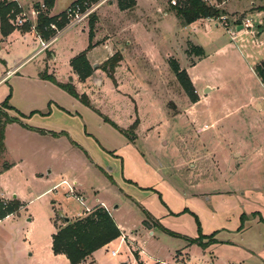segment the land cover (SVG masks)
<instances>
[{
	"label": "rangeland",
	"instance_id": "rangeland-1",
	"mask_svg": "<svg viewBox=\"0 0 264 264\" xmlns=\"http://www.w3.org/2000/svg\"><path fill=\"white\" fill-rule=\"evenodd\" d=\"M68 1L57 0L55 12ZM204 1L220 16L187 26L175 8L182 0L177 6L172 0H140L139 12H122L113 0L93 15L96 32L114 46L113 53L97 46L89 55L100 58L89 61L91 77L81 81L76 75L70 82L92 109L128 131L127 137L63 90L29 87L18 78L0 84V107L8 101L22 112L34 102L37 110L51 113H24L21 119L65 132L60 138L41 136L18 123L8 131L0 172L6 164L15 166L0 173V196L7 195L0 203H13L16 194L23 210L0 223V264H70L52 249L55 230L64 226L60 213L73 219L101 204L145 250L149 264H186L181 250L190 264H264V153L258 151L264 143V85L255 73L264 60V19L255 10L264 7L257 0ZM244 18L252 19L253 28L233 37L230 31H238ZM90 20L58 38L56 60L44 71L61 82L68 79L71 60L90 45L81 29L89 28ZM3 45L0 78L27 54L40 53L41 41L30 36L21 44ZM192 45L204 49L202 59L190 54ZM116 54L122 61L109 77L103 67ZM172 60L187 72L196 103L172 71ZM43 64L44 56L37 55L23 72ZM65 183L86 194L84 205L67 195ZM200 235L204 243L213 236L206 253L197 245L187 248L188 239ZM127 243L118 239L96 251L91 264L132 263L134 256L144 264Z\"/></svg>",
	"mask_w": 264,
	"mask_h": 264
},
{
	"label": "trees",
	"instance_id": "trees-1",
	"mask_svg": "<svg viewBox=\"0 0 264 264\" xmlns=\"http://www.w3.org/2000/svg\"><path fill=\"white\" fill-rule=\"evenodd\" d=\"M55 1L56 0H43L45 11L40 13L35 25V32L38 36L45 40L50 39V37L54 35L55 31L49 29L52 23L56 24L59 29H62L66 25L65 12L56 17L49 16L50 11L55 6ZM81 1L82 0H77L74 3H79ZM183 2L184 4L182 6L175 8L178 17L183 20V24L185 26L190 25L200 19L219 17L222 13L216 7L209 6L204 0H186ZM118 4L121 11H126L133 8L136 5V2L135 0H118ZM35 8L39 9L40 5H37ZM22 12L23 9L16 1L0 0V29L4 38L8 37L11 33L17 30V27L13 26L12 22ZM95 21V16H93L89 23L90 45L88 46V49L73 58L70 63L74 73L81 81H85L93 74V68L88 60V52L94 47L92 45V40L95 36ZM18 30L22 31L23 33H27L32 31L33 27L30 22H27L22 27L18 28ZM190 54L202 59L205 56V51L200 46L192 45ZM121 61L122 55L116 54L106 62L103 70L108 74L109 77H114V70ZM170 65L172 71L182 83L183 88L191 102L196 103L199 101L196 90L194 89L187 72L180 69L179 63L176 60H172ZM255 73L264 84V60L257 64L255 67ZM40 78L44 81L51 82L66 92L68 95L81 102L84 106L92 109L88 97L86 95H80L72 82L65 84L60 83L53 75H49L47 71H43L40 74ZM9 98L10 96L8 99ZM8 111H15V109L8 104V101H5L0 107V156L6 152L5 132L6 126L9 124L18 123L23 128L37 131L42 135L48 133L44 130L35 129L28 126L27 124H24L21 121V118L26 117L18 111H15V113H17L16 117H11L7 113ZM94 111L99 116L103 117L106 123L110 124L119 133L127 137L128 131L118 127L114 122L104 117L99 111ZM133 129L134 127L131 128V130ZM48 134H51L55 137L63 135V133L57 134L54 132H49ZM7 168H9L8 165H5V169ZM22 206L23 205L17 199H15L13 203L6 205L0 203V220L5 219L11 214L19 212ZM62 220L64 226L58 228L56 233L53 235L52 249L55 255H65L70 264L85 263L88 258H90L96 251L104 248L121 237V231L118 228L115 220L111 216L110 212L103 206H97L95 209L91 210V212L86 213L83 217L69 221L64 219ZM145 224L147 227L149 226L147 222H145ZM156 225L169 235L179 237V235L166 230L165 228L158 225V223H156ZM205 239L206 237L200 235V237L197 239H188V242L190 245H197L203 249H206L209 244L214 242V239L212 236V239L208 243H204Z\"/></svg>",
	"mask_w": 264,
	"mask_h": 264
},
{
	"label": "crops",
	"instance_id": "crops-1",
	"mask_svg": "<svg viewBox=\"0 0 264 264\" xmlns=\"http://www.w3.org/2000/svg\"><path fill=\"white\" fill-rule=\"evenodd\" d=\"M19 5H20V7L24 10V12L27 14V16H28V18H29V20H30V22L31 23H33V22H36L37 23V18L34 16V15H32V13H33V10H34V8L35 7H37V5H40L41 6V4H43V0H35V1H32L31 2V5H29V4H27V6H24L23 4H22V0H15ZM75 1H77V0H69L68 1V3L66 4V6H65V8H64V10H62V11H60V12H55V10H54V8L56 7V2H57V0L55 1V6H54V8L50 11V13H49V16L50 17H56V16H59L60 14H62L63 12H65V10L68 8V7H70ZM258 2H257V4L258 5H260V6H263L264 7V0H257ZM135 2H136V5L133 7V8H135V11H133V12H139V10L138 9H140V0H135ZM253 6L254 5H256V3H253L252 4ZM133 8H131V9H133ZM131 9H129V10H126V11H130ZM161 9V8H160ZM159 9V7H158V10H160ZM255 11H259V15L261 16V18L260 19H264V9L263 10H255ZM122 12H125V11H122ZM95 19H96V17H95ZM97 21V20H96ZM96 21H95V25H96ZM139 21H141V20H139ZM84 25H86V24H84ZM81 29H83L84 30V32L86 33V32H88V35H89V28H87V26L85 27V26H83ZM263 32V30H262V28H261V30H260V33H262ZM84 34V33H83ZM240 34H244V33H240ZM239 34V35H240ZM30 36H32V37H34L35 39H37V41H39L40 42V38H39V36L37 35V33L35 32V30H32V31H30V32H27V33H23L22 31H20V30H15L13 33H11L8 37H6V38H4L3 36H2V34H1V29H0V42H2V43H4V45H3V47H2V49H5V48H8V47H10V46H12V44H21V43H23L24 41H26L27 39H28V37H30ZM89 39H90V37H89ZM92 45L94 46L93 48H92V50H90L89 51V53H88V60L91 62L92 60H97V59H100V58H98V57H94L93 59L91 58V56H89L90 54H93L94 52H95V50H96V47L97 46H101V45H103V46H105V48H107L108 50H109V54L108 55H110L111 53H113V50H114V46H109V45H106V44H104L102 41H101V37H100V33L99 32H96V30H95V36H94V38H93V40H92ZM39 50V49H38ZM122 52H124L125 50L124 49H122L121 50ZM48 53H50V55H51V58H48ZM44 56V64L42 65V66H40V67H38L37 68V70H36V68H35V70H33L32 69V71H30V72H28V73H25V72H23V70L27 67V66H29L33 61H34V59H35V57L36 56ZM75 58V57H74ZM51 60H56V55H55V52L53 51V45L51 46V49H49L48 51H43V52H41V53H39L38 51L37 52H35V53H32V54H27V56L21 61V62H19L17 65H15V67L14 68H12V69H7L6 70V72L4 73V75L0 78V84L1 83H4V82H8V81H11L13 78H18V79H20L21 81H23V82H25V84H27L29 87H42L43 89H45V90H49V89H52V88H58L56 85H54V84H52L51 82H49V81H44V80H42L41 78H40V74L45 70H43V68H44V66H46V69H48L49 67H48V65H49V63L51 62ZM106 60H109V59H107L106 58ZM15 61V60H14ZM6 64H7V62H5ZM15 63H16V61H15ZM96 65V64H95ZM70 68H71V72H70V75L68 76V79H66V81L64 82H61V81H59L55 76V78L57 79V81L58 82H60V83H68V82H70V80H73L72 78H77L76 77V74L74 73V71H73V69H72V67H71V65H70ZM24 74H23V73ZM50 74H52L51 72H49ZM49 74V75H50ZM260 80V79H259ZM261 81V80H260ZM77 83H78V81H77ZM262 83V82H261ZM263 84V83H262ZM264 85V84H263ZM58 89H60V88H58ZM61 90V89H60ZM25 92H29V89H26L25 90ZM33 99V101H35L34 99H35V96H34V98H32L31 97V100ZM50 102H51V100H50ZM52 102H53V100H52ZM58 106V105H57ZM12 108H14L15 109V111H18L19 113H21V114H23L24 115V113L25 114H33V113H36V112H41V113H43V114H45V115H47V114H50L51 113V110L49 111L48 110V112H42V111H39V110H37L36 109V107H34V102H31V104L29 105V106H27L28 108H29V110H25V109H23V108H21L22 109V112L21 111H19L16 107H18V106H16V107H14V106H11ZM59 108H61V109H65V108H63V107H60V106H58ZM19 108V107H18ZM15 111H8V112H10L13 116H16L17 115V113H15ZM65 111H67L68 112V110H66L65 109ZM34 117H37V115H35ZM21 121L24 123V124H27L28 126H30L28 123H26L25 122V120L24 119H21ZM16 123H14V124H9V125H7L6 126V132H5V135H6V138H5V145H6V153H7V144H8V131H9V129L10 128H13L14 126L15 127H18V124L17 125H15ZM19 126H21V125H19ZM30 127H33V128H35V129H40V130H43L42 128H39V127H34V126H30ZM21 128H23L22 126H21ZM23 130H25L26 132H33L34 134H39V135H41V136H52V137H54V138H56L55 136H53V135H51V134H48L49 132H54V131H46V130H44V131H46V132H48L47 134H45V135H42L41 133H39V132H37V131H32V130H28V129H25V128H23ZM23 130H20V131H23ZM54 133H57V134H61V133H65V132H54ZM22 134H24V133H21V135ZM62 136H64V134L63 135H60V136H58L57 138H60V137H62ZM258 151L261 153V154H263L264 153V143H262L261 145H260V147L258 148ZM6 165H8V164H6ZM15 166V164H9L8 165V167L9 168H7V169H3L0 173H3L4 171H7V170H9L10 168H12V167H14ZM57 187V185L56 186H54V188L53 189H55ZM76 190V192H77V194L79 195V196H81V197H83L84 199H85V202L87 201V197H86V194L81 190V189H75ZM50 191V190H49ZM7 197V195L5 194V193H2L1 194V196H0V199H5ZM13 198H15V199H17V200H19L20 202H21V200H20V198H19V196L18 195H16V194H14L13 196H12ZM22 204V203H21ZM98 206H103L102 204L101 205H98ZM96 207V206H95ZM95 207H88V208H90V209H88V210H92V209H94ZM105 208V207H104ZM22 210H23V206H22V208H21V211L20 212H22ZM88 210H86V211H88ZM85 211V212H86ZM83 213L82 215H78L77 217H74L73 219H70L69 217H67V216H65L64 214H62V213H60V217H61V215H63L64 217H67L69 220H74V219H76V218H79V217H83L86 213ZM91 212V211H90ZM111 214V216L113 217V215H112V213H110ZM11 218H13V216L11 215V216H8V217H6L4 220H0V223H2V222H5V221H7V220H10ZM62 218V217H61ZM113 219H114V217H113ZM115 220V219H114ZM115 222H116V220H115ZM116 224H117V226H118V228L120 229V231H121V237L120 238H118V239H120V241L122 242L123 241V239L125 238V240H124V242L125 243H127L128 245H129V247H133L135 250L134 251H136L137 253H138V257H140V262H144V264H149V262L146 260V257L148 256L147 255V253L145 252V250L143 249V248H140L135 242H133L127 235H125V233L121 230V228H120V225L116 222ZM147 227V226H146ZM149 230H151L152 228L150 227V226H148L147 227ZM55 233H56V230H55ZM133 235V234H132ZM151 235L152 236H154V232H152L151 233ZM117 239V240H118ZM116 241V240H115ZM52 242H53V240H52ZM114 242V241H113ZM112 242V243H113ZM111 244V243H110ZM109 244V245H110ZM109 245H107V246H105L104 248H107ZM192 245H188L187 246V248H189V247H191ZM104 248H102V249H104ZM186 248V249H187ZM203 249V248H202ZM204 253H206L205 251H207L206 249H203L202 250ZM133 253V252H132ZM179 253V256H180V254H183L184 253V255H186L184 258L186 259V261L185 262H187L186 264H190V257H189V254L188 253H186V252H184L183 250H181L180 252H178ZM95 254V253H94ZM93 254V255H94ZM93 255L90 257V258H88V260L85 262V263H83V264H91V263H94V259H93ZM176 256V255H175ZM150 257V256H149ZM129 263H130V261H129ZM130 264H138V261H137V259L135 258V256H134V258H133V262L132 263H130Z\"/></svg>",
	"mask_w": 264,
	"mask_h": 264
},
{
	"label": "built area",
	"instance_id": "built-area-1",
	"mask_svg": "<svg viewBox=\"0 0 264 264\" xmlns=\"http://www.w3.org/2000/svg\"><path fill=\"white\" fill-rule=\"evenodd\" d=\"M9 1H15V0H9ZM186 1V0H182ZM113 3V0H82L79 3H73L70 7H68L65 10V19H66V25L62 28L59 29L56 24L52 23L49 27L50 30L57 32L55 37L44 41L40 37L41 41V48H40V53L43 51H46L50 46H52L58 38L65 32L78 27L82 25L83 23L89 21L93 15H95L98 10L108 4V3ZM171 4L173 6H177L178 0H172ZM42 11H45V6L44 4H41L39 9L34 8L32 15H34L37 19L38 16ZM30 22L27 14L24 12L19 14L17 18L13 21L14 25L16 27H22L25 23ZM261 25L263 23V20L259 22ZM33 30L35 29V25L32 24ZM253 28V21L251 18H244L242 24L240 25L238 31H230V34L233 35V37H236V35H239L240 33H247ZM236 32L235 34H233ZM65 185L68 186V196L74 197L77 201H79L81 204L84 205L85 199L81 196H79L75 190V188L69 186L67 183ZM4 204H6L5 200ZM90 210L86 211L89 212ZM125 238L123 239L124 242ZM119 255L118 250L112 251V257H117ZM125 264H130L129 262H126Z\"/></svg>",
	"mask_w": 264,
	"mask_h": 264
},
{
	"label": "water",
	"instance_id": "water-1",
	"mask_svg": "<svg viewBox=\"0 0 264 264\" xmlns=\"http://www.w3.org/2000/svg\"><path fill=\"white\" fill-rule=\"evenodd\" d=\"M96 67H97V65H94V68H96ZM210 90H211L210 88H207L206 93H208ZM61 217H62V219L69 221V219L67 217H64L63 215H61ZM123 264H125V263H123Z\"/></svg>",
	"mask_w": 264,
	"mask_h": 264
}]
</instances>
